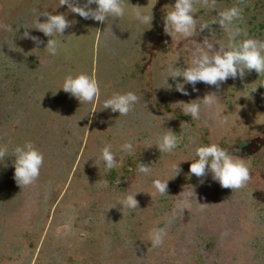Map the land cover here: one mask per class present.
Instances as JSON below:
<instances>
[{"label": "rangeland", "instance_id": "1", "mask_svg": "<svg viewBox=\"0 0 264 264\" xmlns=\"http://www.w3.org/2000/svg\"><path fill=\"white\" fill-rule=\"evenodd\" d=\"M127 3L124 17L101 23L59 7V0H0V25L15 29H0V146L8 149L0 160V264H264V73L246 72L219 87L199 82L195 91L186 85L189 95L181 94L175 85L183 80L169 77L170 66L183 70L199 54L196 43L207 37L218 50L229 34L211 24L193 37H171L164 18L175 0ZM194 5L198 27L240 7L237 41H264V0ZM135 7L151 12L150 25L133 19ZM34 9L70 22L63 36L54 34L55 56L44 50L50 37L35 29ZM25 31L42 43L24 38ZM80 73L98 82L92 103L61 90L66 75ZM129 91L139 101L128 115L103 108L114 93ZM209 93L218 99L201 102L198 120L184 115L180 102ZM169 129L180 143L160 153L158 138ZM27 141L44 162L37 180L20 187L13 150ZM127 142L131 153L122 151ZM211 143L245 160V187L231 191L210 173H189L195 149ZM108 144L118 162L110 172L100 160ZM170 162H180L179 175ZM139 163L150 173H140ZM154 179L169 180L166 195L156 192ZM130 194L137 209L122 206ZM155 228L167 232L159 247L151 245Z\"/></svg>", "mask_w": 264, "mask_h": 264}, {"label": "clouds", "instance_id": "2", "mask_svg": "<svg viewBox=\"0 0 264 264\" xmlns=\"http://www.w3.org/2000/svg\"><path fill=\"white\" fill-rule=\"evenodd\" d=\"M210 2L214 4L215 0H201L202 6H207ZM93 4L95 8L91 7ZM60 6H67L72 13L78 14L81 18L103 23L106 18L119 19L124 17L128 3L127 0H85L84 4L80 5L79 0H59ZM140 9L141 7L133 9V19L140 24L150 25L151 12L145 14ZM169 9L164 18V31L171 37L174 35L184 38L193 37L197 35V29L203 31L209 28L211 24H218L222 30L229 34L227 45L218 48V50L214 48L215 44L207 37L201 43L195 42L198 45L199 54L194 55L190 66L183 70L174 67V64L170 66L169 71L171 74L169 77L173 80L181 77L183 80L182 83H176V91L183 95H189L186 85L192 86L193 91H195V85L199 82L219 87L220 83L229 78H243L246 72L255 71L258 75L264 73V41L254 38H245L239 41L236 39L241 32V29L235 23V21L242 18L240 7L233 6L218 11L217 16L212 19L211 23L205 22L200 24L199 27L197 26V20L193 18L196 11L194 0H175L173 6ZM33 11L36 13L35 29L42 32L46 37H50L44 50L50 56L57 55L59 41L53 38L54 34L63 36L62 33L70 27V22L63 14L52 15L48 12H38L37 9ZM38 16L46 17V21L43 23L37 22ZM0 29L7 32L15 31L11 25H0ZM23 36L32 40L36 45L42 43L38 37L31 36L27 31L23 33ZM168 87L170 86L168 85ZM61 90L76 98L80 104L92 103L100 95L97 80L85 73L66 75ZM217 99L218 96L215 93H209L203 99L188 103L180 102V104L183 105L184 115L190 116L193 120H198L200 118L201 102L205 105H213ZM138 101L139 97L134 92L114 93L104 101L103 108L110 109L113 113H119V116H126ZM219 122L221 124L225 123L223 119H220ZM179 143L178 135L169 129L165 130L164 134L158 138L157 148L160 153H171L178 147ZM121 148L122 151L129 153L134 150L131 142L124 143ZM7 151V146H0V160L4 159ZM13 156L15 158L13 164L15 182L20 187L32 185L40 175V169L44 162L43 153L31 141H27L23 145H17L14 148ZM100 160L109 172L117 166L118 162L110 144L102 149ZM179 165L180 162H170L169 164V170L174 173V177L182 171ZM138 171L147 175L150 173L151 167L139 163ZM189 173L198 178L210 173L213 181L218 182L220 187L231 189V191L245 187L250 180V171L245 160L229 154L226 149L216 143L201 145L195 149V158L191 160ZM168 181L154 179L152 185L156 192L164 196L168 190ZM136 194L126 196L122 201V206L137 209ZM166 236L165 229H153L151 231V245L159 247L163 244Z\"/></svg>", "mask_w": 264, "mask_h": 264}]
</instances>
